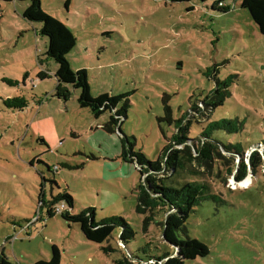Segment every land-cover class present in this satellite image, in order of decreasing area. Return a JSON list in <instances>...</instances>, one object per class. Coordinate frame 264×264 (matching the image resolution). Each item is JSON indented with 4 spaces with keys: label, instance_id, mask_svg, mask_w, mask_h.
Masks as SVG:
<instances>
[{
    "label": "rangeland",
    "instance_id": "rangeland-1",
    "mask_svg": "<svg viewBox=\"0 0 264 264\" xmlns=\"http://www.w3.org/2000/svg\"><path fill=\"white\" fill-rule=\"evenodd\" d=\"M40 1L76 37L67 58L74 71H88L92 95L131 93L130 105L121 131L112 132L105 128L108 112L96 119L79 106V90L71 88L68 101L58 98L59 66L48 55L42 24L23 16L29 1L0 0V261H49L53 246L60 264H115L123 257L129 264H151L139 260L171 253L162 208L138 211L141 176L124 161L122 139L156 161L177 123L191 117L196 145L210 122L238 119L243 128L213 132L220 143H213L209 165L199 164L193 149L200 180L224 202L205 201L191 215L183 237L200 240L210 253L185 264H264V36L242 0L226 14L214 11L212 0ZM226 80L230 96L224 105L209 119L199 112L191 116L194 105L204 107L200 102ZM17 97L27 99V108L5 104ZM237 143L252 148L240 157L224 147ZM254 151L262 163L256 171ZM241 161L249 171L238 181ZM63 192L74 198L71 214L94 208L97 221L124 218L135 238L124 246L117 228L97 244L61 214L49 217L40 200Z\"/></svg>",
    "mask_w": 264,
    "mask_h": 264
},
{
    "label": "trees",
    "instance_id": "trees-1",
    "mask_svg": "<svg viewBox=\"0 0 264 264\" xmlns=\"http://www.w3.org/2000/svg\"><path fill=\"white\" fill-rule=\"evenodd\" d=\"M29 1V6L24 11V18L32 23H41V35L48 39V55L58 64L56 79L58 81L57 96L64 101L71 97V88L80 91L78 103L81 108L89 109L96 119L103 114L109 113V122L105 125L108 131H121L123 120L127 117V108L130 105L129 96L125 93L115 96L101 94L94 97L89 84L87 70L74 71L71 68L67 56L76 47L77 39L72 32L60 20L47 14L42 8L40 0H16ZM173 4L188 3L193 0H168ZM207 2L208 0H202ZM237 0H212V9L226 14L231 11L232 3ZM68 5V4H67ZM68 7V6H67ZM241 7L246 9L254 23L258 26L264 36V0H242ZM189 11L194 8L190 7ZM41 79L48 78L45 73H40ZM229 80L218 82L217 88L212 92L203 104L209 111L204 112V107L199 108L197 104L191 110V116L196 112L209 119L212 112L224 105L230 96ZM5 104L11 108L23 110L27 108L28 101L24 97L7 99ZM167 116L170 109L166 107ZM198 114V113H197ZM194 119H196L194 117ZM197 120V119H196ZM193 120L181 119L176 125V133L170 143L156 161H149L142 152L134 151V144L129 138L122 139V157L125 162L134 164L141 176L138 187V211L144 212V208L158 209L167 215L165 221L164 241L173 247L171 253L162 257L150 258L148 261L139 260L142 263L151 264H185L187 261L196 260L198 257H207L210 253L209 247L198 239L184 238L187 236V222L196 208L205 201L224 202V200L211 190V186L200 180V175L193 168V149L199 154L196 160L199 164L209 165L217 149L213 143H220L213 138V132L217 130L227 133H238L243 124L238 120L222 119L210 122L199 136L198 145L195 139L190 138ZM201 140V141H200ZM44 143H46L44 141ZM259 145H264L260 143ZM258 145V146H259ZM177 147L184 148L183 150ZM225 149L235 155L243 157L250 148L244 149L241 143L224 145ZM196 162V163H197ZM261 157L257 151L252 153L251 166L256 171L261 166ZM238 171V181H243L248 176V165L241 161ZM41 206H47L49 217L61 214L62 218L69 224H78L84 237L90 242L103 244L108 241L114 231L119 228L122 233L121 243L126 246L130 240L135 238L136 232L131 225L121 217L106 218L101 221L96 219L94 208L84 209L78 214H71L70 209L74 207V198L63 192L53 196L50 201L40 200ZM108 250V249H106ZM135 258V257H131ZM61 254L56 246H53V256L49 261L40 260L35 264H60ZM0 264H9L5 259ZM115 264H129L126 258H120Z\"/></svg>",
    "mask_w": 264,
    "mask_h": 264
},
{
    "label": "bare ground",
    "instance_id": "bare-ground-1",
    "mask_svg": "<svg viewBox=\"0 0 264 264\" xmlns=\"http://www.w3.org/2000/svg\"><path fill=\"white\" fill-rule=\"evenodd\" d=\"M248 183L246 182L245 185H247Z\"/></svg>",
    "mask_w": 264,
    "mask_h": 264
}]
</instances>
